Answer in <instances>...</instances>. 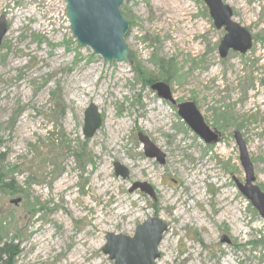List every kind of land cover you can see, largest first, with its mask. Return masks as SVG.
Here are the masks:
<instances>
[{
    "label": "rangeland",
    "instance_id": "rangeland-1",
    "mask_svg": "<svg viewBox=\"0 0 264 264\" xmlns=\"http://www.w3.org/2000/svg\"><path fill=\"white\" fill-rule=\"evenodd\" d=\"M154 1L120 7L133 56L118 63L78 44L63 0H0L1 173L17 190L0 189V228L5 242L15 239L14 264H114L103 252L107 233L133 237L149 217L168 225L156 264H264V220L237 186L246 175L234 138L241 134L264 192V0H224L253 37L246 54L226 58L225 31L203 0H182L186 12ZM137 64L164 80L160 72L173 66L164 81L173 98L193 101L219 141L205 143ZM90 104L102 124L86 138ZM140 134L163 164L146 156ZM135 183L153 196L130 191Z\"/></svg>",
    "mask_w": 264,
    "mask_h": 264
},
{
    "label": "water",
    "instance_id": "water-1",
    "mask_svg": "<svg viewBox=\"0 0 264 264\" xmlns=\"http://www.w3.org/2000/svg\"><path fill=\"white\" fill-rule=\"evenodd\" d=\"M72 35L78 44L90 47L104 60L118 63H130L132 51L126 41L129 23L124 17L121 6L129 0H63ZM217 29H224L225 35L219 45V55L226 58L230 51L246 54L253 46L252 34L233 18V9L224 0H203ZM263 1V0H258ZM7 32L5 18L0 20V45ZM158 97L168 100L178 107V114L188 126L207 144L217 143L220 132L211 128L203 118L193 101L176 103L170 86L164 81L151 85ZM102 118L94 104H90L84 114L83 135L92 138L101 127ZM240 151V161L246 178L241 183L236 180L240 192L257 209L264 220V192L255 184L254 168L247 152L245 142L239 132L234 133ZM140 141L149 158H157L163 164L164 154L159 151L148 137L140 134ZM115 174L128 177L129 171L120 163H114ZM141 189L150 196L153 190L146 184L135 183L130 191ZM20 199L13 200L17 204ZM168 229L166 222L158 217H149L136 227L133 237L123 234L107 233L103 252L114 264H156L161 256L159 245ZM227 241L226 237L222 238Z\"/></svg>",
    "mask_w": 264,
    "mask_h": 264
},
{
    "label": "trees",
    "instance_id": "trees-1",
    "mask_svg": "<svg viewBox=\"0 0 264 264\" xmlns=\"http://www.w3.org/2000/svg\"><path fill=\"white\" fill-rule=\"evenodd\" d=\"M160 63L162 64L163 60H161ZM133 69H134L135 73L140 78L143 79V82L145 84L151 85L152 83L157 82V81L169 80V78L172 77L173 66H168L167 73H164L162 71L160 72L161 76L166 78L165 80L162 78L154 77L153 73L144 69L140 64L135 65V67H133ZM76 156L78 158V161H80L84 156L86 157V152H84L82 149V151L79 152L78 154H76ZM0 158H1V156H0ZM1 162H2V160L0 159V167H1V170H0V189L7 187V188H9L8 190H11V193H12L11 195H16L17 190H16L15 185L13 183V179L10 180L11 182H6L5 180L8 177V175L6 174V172L1 173L2 171L4 172V167L1 166ZM1 232H2V230L0 228V264H14V260H15V257L17 255V250H18L17 245L14 244L15 239H12L10 242H5L4 238L1 235Z\"/></svg>",
    "mask_w": 264,
    "mask_h": 264
},
{
    "label": "bare ground",
    "instance_id": "bare-ground-1",
    "mask_svg": "<svg viewBox=\"0 0 264 264\" xmlns=\"http://www.w3.org/2000/svg\"><path fill=\"white\" fill-rule=\"evenodd\" d=\"M162 2H164V3H162ZM157 3L165 4V5L169 6V7H171L172 9L176 10V12H184V11L186 12V11H188V8H189V5L182 3V0H155L154 4L156 5ZM162 111L165 112L164 109H162ZM255 146H259V144H255ZM140 167H141L140 169L142 171L144 170L148 174L149 178L156 177V175L155 176H151L152 172H149L146 167H144V166H140ZM105 184H109V182L107 181ZM121 209H125V206H122ZM124 212L126 214H132L127 209H125ZM178 215H182L180 213V209L178 210ZM241 228H242V226L240 225L239 230Z\"/></svg>",
    "mask_w": 264,
    "mask_h": 264
}]
</instances>
